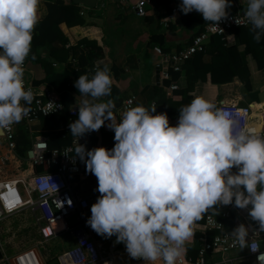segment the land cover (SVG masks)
<instances>
[{
	"label": "clouds",
	"instance_id": "obj_1",
	"mask_svg": "<svg viewBox=\"0 0 264 264\" xmlns=\"http://www.w3.org/2000/svg\"><path fill=\"white\" fill-rule=\"evenodd\" d=\"M40 3L0 0V131L27 117L35 99L33 88L25 85L24 65L41 22ZM231 7V0H182L179 5L183 14L198 12L216 26L228 19ZM245 17L260 43L264 0H247ZM113 81L104 65L74 82L84 98L77 103L78 119L69 124L76 138L70 151L97 179L100 195L86 221L93 231L115 236L131 259L146 264H177L194 237L195 223L209 212L219 215L218 206L248 210L264 231V136L249 134L234 113L202 95L179 109L175 126L167 113L154 114L155 103L130 107L117 122L109 98ZM106 121L115 133L112 149L89 150L79 143ZM232 235L240 249L248 247L249 226L240 223Z\"/></svg>",
	"mask_w": 264,
	"mask_h": 264
},
{
	"label": "crops",
	"instance_id": "obj_2",
	"mask_svg": "<svg viewBox=\"0 0 264 264\" xmlns=\"http://www.w3.org/2000/svg\"><path fill=\"white\" fill-rule=\"evenodd\" d=\"M52 1L41 0L39 7L41 18L47 14V4L52 3ZM60 1L64 5L74 4L71 0ZM168 1L149 0L146 3L143 17H138L128 5L117 0H95L93 7L74 4L83 23L71 26H67L63 22L58 23V28L65 40L50 42V46L54 48L53 51L48 49V45H42L34 49L35 59L31 58L32 53L27 59L29 70L27 77L30 79L31 84L32 80L37 79L40 85H32L38 91L50 90L59 99L62 98V93L68 92L71 95L69 103H72L74 100L84 98L79 95L78 89L74 86V82L79 75L88 74L91 77L97 67L103 68L104 65H108L114 74L112 96L109 98L115 102L114 112L117 116V122H119L124 111L118 106V101L128 95L135 97V105L150 106L155 103L157 110L154 114L167 113L172 126L178 123L179 109L189 104L194 97L201 95L215 104L220 101H233L240 106L249 105L252 115L256 114L258 117L260 113L257 114L256 110L264 112V105L257 107L256 110L252 106L264 104V65L257 69L248 55L245 57L249 72L247 86L235 76L229 82L211 83L208 80V74H206L204 81L197 79L189 86L183 66L179 72L168 70L169 78L159 81L155 68L156 56L151 49L152 46L156 45L166 53L172 52L188 42L195 31L201 27V25H196L193 28L183 27L180 20L183 13L179 10L178 13L170 16ZM231 3L232 7L227 9L228 12L234 11V4L241 5L240 0H231ZM79 9H81L82 14H79ZM197 14L200 13L193 11L188 16ZM234 41L233 32L231 40H228L226 44H222L228 45ZM201 60L203 63H208L209 56L203 54ZM170 82L175 83L177 87L170 90L168 88ZM41 116L15 124L14 143L16 149H14L15 155L12 154L13 157L5 165V169H8V171H14L17 166L18 171L28 173L24 151L31 137L36 134L45 135L49 147L69 143L70 128L65 133L58 130L59 124L64 121L63 116H60L62 119L58 125L57 121L59 119L57 120L56 117L45 118ZM107 123L106 121L105 126L94 132L88 143L84 144L86 147L95 143H99L101 147L108 149L114 147L115 133L106 126ZM20 136L24 138V142L18 140ZM1 156H11L5 145L2 144H0ZM21 161H25L23 168L20 167ZM68 182L76 196L88 200V207L83 213L86 215L87 221L91 215V205L96 202L100 195L96 191L97 179L94 175L86 172V165L81 161L79 174L70 175ZM26 211L33 216L31 211ZM201 221L195 224L201 223ZM60 227V223L55 224L56 229ZM87 227L97 244L106 252L105 262L101 264H126L125 260L124 262H118L129 256L126 250L121 248L122 243L120 245L115 242V236L105 238L93 231L89 225ZM35 232H37V226ZM61 233L63 232H58L59 235L54 236L58 235V242L61 245L71 244L72 239L70 238L73 236L69 233L71 237L63 238ZM197 235L198 232L194 230V237L187 242L186 253L188 255H194L195 253V247L198 245ZM74 246L75 244L71 247ZM118 250L120 253L113 256ZM38 254L45 264L46 261L42 259L39 250ZM120 255H123V257ZM107 257H110L109 261L106 260ZM51 264L56 263L51 262ZM134 264H146V262ZM155 264H163V261L157 260Z\"/></svg>",
	"mask_w": 264,
	"mask_h": 264
},
{
	"label": "built area",
	"instance_id": "obj_3",
	"mask_svg": "<svg viewBox=\"0 0 264 264\" xmlns=\"http://www.w3.org/2000/svg\"><path fill=\"white\" fill-rule=\"evenodd\" d=\"M124 2L138 17H143L145 6L149 0H117ZM182 0H169L168 7L170 16L179 12V5ZM240 4H234V11L229 12V17L222 20L219 26L210 22L203 25V29L192 35L188 42L172 52H164L158 46L153 45L152 51L156 56L155 68L158 79H168L169 71H180L186 59L196 52L204 49L211 37H217L226 44L232 36L234 29L240 26H249L245 10L247 0H240ZM103 6V4H101ZM79 14H82L79 9ZM238 22V24L236 23ZM29 73L27 60L24 65L25 85L33 88L35 99L31 104V111L22 121L35 119L42 115L63 116L64 121L59 124L58 130L64 133L69 130L70 122L78 119L77 103L74 100L68 107H64L59 97L50 90L38 91L27 77ZM177 85L170 82L168 88L173 90ZM135 97L128 95L119 99L118 106L127 110L135 105ZM62 105V108H56ZM218 106L235 114L241 121L249 134L264 136V112L256 110L252 115L249 105H238L236 102L220 101ZM75 109V110H74ZM13 124L9 129L0 131L1 139L11 156L0 157V221L5 217L21 211L29 210L33 214L37 226L38 244L53 238L58 232H68L75 239V246L61 253L56 264H99L105 262L106 252L101 249L93 238L82 215L88 207V200L74 194L70 184L69 176L78 175L80 172L79 157L72 154L70 149L74 148L76 138L71 136L68 144L57 147H49L45 135L36 134L24 151V159L27 162L28 173L15 170L10 172L5 165L13 157L14 143ZM94 132L85 134L79 138L80 144L88 143ZM101 147L99 143L88 145L87 149ZM112 149V148H111ZM40 167V169H36ZM233 171H237L233 169ZM251 206H249L250 208ZM219 215L211 212L205 214L201 223L194 225L198 232L197 243L194 255L181 257L177 264H264V231H261L259 224L252 221L248 210H242L234 205L218 206ZM74 215L81 218V221L69 225L65 218ZM61 221L62 227L59 231L54 230L53 223ZM243 223L249 226L248 247L240 249L238 242L232 235V231ZM222 225V226H221ZM258 234V235H257ZM122 249L126 250L122 244ZM252 249H257L253 251ZM0 264H44L38 254L36 245L16 251L11 256L5 255L0 244ZM235 254V255H233ZM218 256V258H217ZM135 263L144 260H133Z\"/></svg>",
	"mask_w": 264,
	"mask_h": 264
},
{
	"label": "trees",
	"instance_id": "obj_4",
	"mask_svg": "<svg viewBox=\"0 0 264 264\" xmlns=\"http://www.w3.org/2000/svg\"><path fill=\"white\" fill-rule=\"evenodd\" d=\"M180 20L181 25L185 28L201 25L194 34L200 32L203 29V25L207 23L201 14L192 16L183 14ZM60 22L71 26L80 25L83 20L78 16L77 7L72 3L64 5L60 0H53L52 3H48L47 14L41 18V22L37 25L34 32L32 54L34 49L42 45H48V49L53 51L54 48L50 46V42L54 40L62 42L65 40L58 28V23ZM233 32L235 36L233 43L223 45L217 37H211L202 51L194 53L184 61L182 66L189 86L197 79L204 81L206 74H208V80L211 83L229 82L235 76L247 86L249 72L245 57L248 55L254 62V66L257 69L261 68L264 65V38H262L260 43H256L253 39L254 33L250 31V25L237 27ZM229 40H231V37ZM203 54L209 56L208 63L202 62L201 57ZM32 84L35 86L40 85L37 79L32 80ZM61 97L62 100H60L64 107H68L71 104L69 103L71 101L70 93H62ZM44 117H56L57 120L59 119L57 125L62 119L60 116L53 114L45 115ZM18 140L25 141L21 136ZM20 153L22 154V152ZM36 169L38 170L40 167H36Z\"/></svg>",
	"mask_w": 264,
	"mask_h": 264
},
{
	"label": "rangeland",
	"instance_id": "obj_5",
	"mask_svg": "<svg viewBox=\"0 0 264 264\" xmlns=\"http://www.w3.org/2000/svg\"><path fill=\"white\" fill-rule=\"evenodd\" d=\"M0 144L4 146V141L1 138H0ZM24 165H25V161H21L20 167L23 168ZM82 217L86 222V215L83 214ZM65 221L72 226L77 222L81 221V218L75 217L74 215H70L65 218ZM35 228L36 225L33 216L25 209L13 213L2 219L0 221V244L5 252V255L9 256L18 250L36 245L42 256V259L46 261L45 264H51V262L57 263V259L61 255L63 250L75 244V241L72 237L70 238L72 239L71 244L61 245V243L58 242L59 234L56 237H53L46 242H42L41 244H38L37 241L39 240V237L35 232ZM61 236L63 238L71 237L69 233L66 232L61 233ZM119 253L120 251L118 250L115 254H113V256ZM120 256L123 257V255ZM126 258H124L123 261L120 260L118 262H124L125 260L126 264L135 263L133 259L129 257ZM106 260L109 261L110 257H107Z\"/></svg>",
	"mask_w": 264,
	"mask_h": 264
},
{
	"label": "water",
	"instance_id": "obj_6",
	"mask_svg": "<svg viewBox=\"0 0 264 264\" xmlns=\"http://www.w3.org/2000/svg\"><path fill=\"white\" fill-rule=\"evenodd\" d=\"M74 4H83L87 7H93L95 4V0H71ZM1 257V253H0Z\"/></svg>",
	"mask_w": 264,
	"mask_h": 264
},
{
	"label": "bare ground",
	"instance_id": "obj_7",
	"mask_svg": "<svg viewBox=\"0 0 264 264\" xmlns=\"http://www.w3.org/2000/svg\"><path fill=\"white\" fill-rule=\"evenodd\" d=\"M263 105H264V104H259V105L252 106V107H253L254 110H256L257 107H259V106H263ZM250 108H251V107H250ZM256 112H257V111H256ZM57 223H60V224H61V227H62V222H61V221H57V222L53 223V228H54V230H56V231H58V230L61 228V227H60L59 229H56V228H55V224H57Z\"/></svg>",
	"mask_w": 264,
	"mask_h": 264
}]
</instances>
